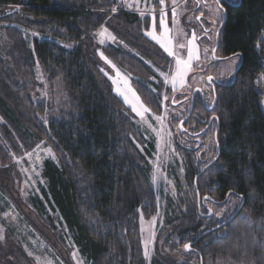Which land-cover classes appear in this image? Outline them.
<instances>
[{"label": "trees", "instance_id": "trees-1", "mask_svg": "<svg viewBox=\"0 0 264 264\" xmlns=\"http://www.w3.org/2000/svg\"><path fill=\"white\" fill-rule=\"evenodd\" d=\"M159 9L158 0L152 13L117 0H0V160L40 143L50 148L45 185L26 204L50 228L54 219L63 226L86 264H145L138 221L156 210L153 142L114 95L94 36L100 28L113 34L100 49L157 114L173 96L159 77L170 58L145 34ZM224 17L214 55L238 54V69L230 83L214 86L211 127L203 128L208 121L199 117L209 115L191 95L183 130L182 119L176 128L181 138L184 130L202 131L213 159L176 142L186 155V187L167 199L156 238L163 251L150 264H173L165 255L180 250L194 264H264V0L231 2ZM36 64L48 98L33 101Z\"/></svg>", "mask_w": 264, "mask_h": 264}, {"label": "rangeland", "instance_id": "rangeland-1", "mask_svg": "<svg viewBox=\"0 0 264 264\" xmlns=\"http://www.w3.org/2000/svg\"><path fill=\"white\" fill-rule=\"evenodd\" d=\"M117 1L131 10H146V0ZM230 1L233 3L236 0ZM167 2L174 5L176 10L174 21L172 12H170V16H165L173 37V44H175L176 40L185 45H188V41H192V44L188 46L193 48L194 59L192 61V70L188 72L183 83L177 80L175 89H173L170 75L168 82L165 83L164 76L161 73L168 75L170 70L174 71L175 61L161 48L170 58V62L167 67L163 68L159 77L173 92V96L164 99L161 112L154 113L162 116L163 119L161 121L153 119L152 113L145 114L146 120L136 115L132 105L135 104L137 110H141L140 104L142 101L140 98L137 100L132 95V92L136 93V91L131 84L130 76L117 67L120 72L118 77L109 64L101 59L100 53L103 52L100 48L115 41L112 39L114 37L113 34L106 30L105 34L101 35L105 28H100L95 32L94 36L100 69L109 79L114 95L131 111L135 121L145 132L146 137L153 142V150L149 159L151 165L149 182L155 196L156 210L155 214H152L150 218L139 216L138 221L145 264H150L155 255L160 257L158 254L163 251L162 244L160 242L156 243V238L157 229L163 220L162 212L167 204L168 197L175 199L178 194L183 196V190L186 187L183 180V168L187 163L186 155L176 150V142L187 148H194L195 146L181 138L176 128L178 121L183 119L182 117L187 113L189 107L188 98L195 89H200L206 96L209 95L210 90L206 85L208 77H214L213 80L221 85L229 82L230 76L239 62L237 56L219 62L210 60L212 47L210 48L209 39L210 36L212 37V31L216 27V22L220 20L221 15L220 13L214 14L208 0H169ZM10 9H7L9 10L8 13L17 8ZM152 9L153 0H147V10L152 13ZM4 12L0 10V15ZM197 17L200 19V25L197 23L199 21ZM153 24L154 21L151 22L146 32L155 31L159 35V30L154 29ZM203 25H206L209 29L207 34L209 39L201 37V34H203L201 30L203 27L201 26ZM146 36L155 42L151 39V36ZM39 38L41 39V37ZM118 43L126 46L122 41H118ZM180 53L186 58L188 55L187 47L180 50ZM196 55L199 56L198 60L195 59ZM211 58L213 59L212 55ZM35 72L38 84H36L32 99L33 101L47 99L48 94L46 91L48 86L40 65L36 64ZM125 97H127L128 102H126ZM262 106L264 107V99L262 100ZM190 131L193 132V130ZM203 139L204 148L201 149L202 152H198L195 155L197 158L201 157L211 161L213 157L211 158L210 156L212 151V148L209 147L210 138L206 137ZM38 145L39 147L36 145L35 148L19 155L12 153L5 160L6 162L0 160V248L7 244L6 247L0 250L1 264H86L78 251L72 246L71 241L66 237L64 239L65 228L55 219V228H50L46 220L37 217L34 211L26 204L29 198L32 195L39 194L40 188L45 185L41 176V167L44 160L53 159V154L49 147L42 143ZM154 176L156 177L155 182L153 181ZM146 250L148 256H145ZM165 256L168 262L173 264H181L183 262L194 264L191 256H185L181 250L178 254L169 253Z\"/></svg>", "mask_w": 264, "mask_h": 264}, {"label": "snow or ice", "instance_id": "snow-or-ice-1", "mask_svg": "<svg viewBox=\"0 0 264 264\" xmlns=\"http://www.w3.org/2000/svg\"><path fill=\"white\" fill-rule=\"evenodd\" d=\"M157 0H153V3H156ZM216 3L218 5H222V0H216ZM158 4L160 5V9H159V20L158 23H156V15L153 14V27L154 29H158L159 30V35L156 34L155 31L151 32V33H147L146 35L151 36V39L154 40L159 46L160 48L163 49V51L165 53H167V55L169 57H172L173 60L175 61V69L174 71L170 70V73L168 75H165L164 73H161L162 76H164V82L167 83L168 79H169V75L171 77V81H172V87L173 89H175L176 86V82L177 80H179L181 83H183L184 78L187 76L188 72H190L192 70V61L194 59V53H193V48L188 46L192 44V41H188V45H185L184 43L179 42V40H176L175 44H173V37L171 35V31L170 28L166 22L165 16V0H158ZM145 7L147 10V0L145 2ZM115 11V9H114ZM218 14H219V10H218ZM172 16H173V21L175 20V16H176V10L173 7L172 8ZM197 19H199V17H197ZM106 32V29L104 30V32L101 33V35H104ZM195 38V37H194ZM113 40H115V37H112ZM187 47V51H188V55L185 58L181 53L180 50L185 49ZM207 51V50H205ZM215 52V49H213V53ZM101 55V59L105 60V62L107 64H109V66L116 72L117 76H120V72L119 69L117 68V66L115 64L112 63L111 60H109L106 56H104L103 53H100ZM238 56V54H236ZM195 59H199V56L196 55ZM212 77H208L209 82L212 81ZM115 82V81H114ZM131 91V89H129ZM132 95L139 100V96L133 91ZM164 99H167V96L164 97ZM126 102H128L127 97H125ZM159 107V106H157ZM133 111L136 112V115L140 116L142 119L146 120L147 117L145 114H149L151 113V110L145 106L143 103L140 104V109L141 110H137V107L135 104L132 105ZM152 118L157 120V121H161L163 118L160 115H155L154 113L151 114ZM151 126V125H149ZM37 147H39V145H37ZM29 155H31V153H29ZM156 177H153V181L155 182ZM207 199V198H205ZM185 249L189 248L190 246L188 244L184 245ZM29 255H31V253H29ZM145 256H148V252L147 250L145 251Z\"/></svg>", "mask_w": 264, "mask_h": 264}, {"label": "flooded vegetation", "instance_id": "flooded-vegetation-1", "mask_svg": "<svg viewBox=\"0 0 264 264\" xmlns=\"http://www.w3.org/2000/svg\"><path fill=\"white\" fill-rule=\"evenodd\" d=\"M208 2H209V4L211 5V8L213 9V11H214V14L215 15H217V13H218V10H219V13H220V15H221V18H220V20L218 21V22H216L217 24H216V27L213 29V31H212V37L210 36V39H209V36L207 35L208 34V32H209V29L207 28V26L206 25H203V26H201V27H203L201 30H202V32H203V34H201V37L203 38H205V39H209V41H210V48L212 47V49H211V54H210V58H211V55H212V57H213V59L211 58V61H217V62H219V61H225V60H227V59H229V58H224V57H219V56H215L214 55V53H213V49H214V47H215V45H216V39H217V33H218V29H219V26H220V24L222 23V20H223V18H224V14H225V7L226 6H228V5H230L231 4V1L230 0H222V5H218L217 3H216V0H208ZM197 16V15H196ZM198 23V25H200V19H199V21L197 22ZM196 29V28H195ZM197 30V29H196ZM201 38V39H202ZM210 50V49H209ZM237 67V66H236ZM236 69V68H235ZM235 69L233 70V72H232V74H231V76H230V80H229V82H227L226 84H228V83H230L232 80H233V76H234V71H235ZM203 73V72H202ZM202 76H204V74H202ZM207 76H209V75H207ZM206 76V77H207ZM212 77V76H211ZM213 79H214V77H212ZM208 79V78H207ZM207 79H206V81H207ZM212 79V81L211 82H209V83H207L206 82V85H207V87L209 88V95L208 96H206V94L205 93H203L202 91H201V94L199 93H197L196 92V94H194L193 95V103L194 102H196V103H201L202 105H203V107H205L206 109H205V111H204V113L202 112L201 114H203V115H209L208 116V118L207 119H205L204 117H199V121L200 122H202V124L203 123H205V121L207 120L208 121V124L205 126V127H203V128H206V127H211V125L213 124V122H214V117L212 116V115H210V106H211V104H212V101H213V98H214V86H215V84L216 85H220L217 81H214ZM212 84V86H211V84ZM193 92V91H192ZM191 95H192V93L190 94V96H189V102H190V98H191ZM187 114V113H186ZM186 114H185V116H186ZM185 116L183 117V119L180 121V123L184 120V118H185ZM202 131H199V132H195V133H193V132H190L189 130H184V134L185 135H183L182 136V138L183 139H185L186 140V142H189V144H194V148H187V147H184L186 150H192V149H196V148H198V147H200V148H204V144H202L203 143V140L201 139V137L203 136H201L200 135V133H201ZM199 152H202L201 150H199Z\"/></svg>", "mask_w": 264, "mask_h": 264}, {"label": "water", "instance_id": "water-1", "mask_svg": "<svg viewBox=\"0 0 264 264\" xmlns=\"http://www.w3.org/2000/svg\"><path fill=\"white\" fill-rule=\"evenodd\" d=\"M225 18V17H224ZM224 20V19H223ZM236 69H238V66H237V68ZM235 72V71H234ZM207 83H209V80L207 79V81H206ZM211 84V83H210ZM196 92H199L200 94H201V90L200 89H195L193 92H192V98H193V95L196 93ZM192 102V101H191ZM191 109H192V105H190L189 106V113L191 112ZM178 127H179V130L180 131H182L183 129H182V127H181V123H179L178 124ZM205 198H207V199H205ZM205 200H208V197H204V198H202L201 199V202L203 203ZM207 216H211V211L209 210L208 211V215ZM189 249L190 248H187V249H185L186 251H189Z\"/></svg>", "mask_w": 264, "mask_h": 264}, {"label": "built area", "instance_id": "built-area-1", "mask_svg": "<svg viewBox=\"0 0 264 264\" xmlns=\"http://www.w3.org/2000/svg\"><path fill=\"white\" fill-rule=\"evenodd\" d=\"M171 9H172V7H171Z\"/></svg>", "mask_w": 264, "mask_h": 264}]
</instances>
